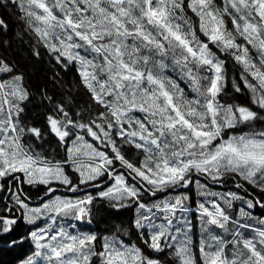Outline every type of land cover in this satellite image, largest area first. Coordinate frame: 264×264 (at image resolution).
<instances>
[{
  "label": "snow or ice",
  "instance_id": "obj_1",
  "mask_svg": "<svg viewBox=\"0 0 264 264\" xmlns=\"http://www.w3.org/2000/svg\"><path fill=\"white\" fill-rule=\"evenodd\" d=\"M0 9V49L15 44L23 61L47 65L34 90L35 70L0 54V250L29 243L18 264H264V216L254 215L264 211V0ZM29 106L42 126L25 121ZM229 183L235 191L213 190ZM24 185L43 186L38 203ZM98 202L132 217L103 233L69 231L91 224Z\"/></svg>",
  "mask_w": 264,
  "mask_h": 264
},
{
  "label": "trees",
  "instance_id": "obj_2",
  "mask_svg": "<svg viewBox=\"0 0 264 264\" xmlns=\"http://www.w3.org/2000/svg\"><path fill=\"white\" fill-rule=\"evenodd\" d=\"M216 3L219 5L222 3V0H216ZM2 12H3V10L0 9V13H2ZM189 15H193V14L191 12H189ZM9 19H10V26L15 27L16 25L11 23V18H9ZM201 39H204V37L201 36ZM15 48H16V45L14 44L13 49H10V50L0 49V54H6L9 56L10 59H16V60L21 61L22 66L24 67L25 70H28V69L35 70V75L31 77L30 83L32 84V87L34 90L37 89L40 84L46 82L45 71L47 69V65L44 62H33L31 60L23 61L21 59V57L16 54ZM229 69H230V72L233 70L231 61H229ZM235 71L238 75L239 69H235ZM50 74L51 73L48 72V75H50ZM168 74L173 75V76L175 75L170 70H169ZM60 75L65 82H71L74 79H76V73H75L74 69H70L68 72H64L61 70ZM181 87H184V85L181 84ZM229 94L232 98L235 99V101L237 103H241V104L247 103V97L233 93L230 85H229ZM229 102H231V100H229ZM39 111H40V109H38L34 106H29V108L26 110L25 121L27 123L32 124V125L37 126V127L42 126L43 118L37 115V113ZM54 147H55L54 141L51 143V145L50 144L44 145L45 149H51ZM61 153H62V150H61ZM126 154L128 155L129 158H132L135 155V151L134 150L126 151ZM39 187H43V186H39ZM229 189H231L233 191L236 190L231 183H229L228 185H226L223 188L218 187V186H213V190H215V191H228ZM194 190H195V188L190 190L188 193L192 197V200L190 201V207H191L192 211H190L188 213V216L190 217V219L192 221V226L196 227V224H197L196 201L200 200L201 198L197 195L196 190L195 191ZM90 191H92V189ZM254 215L258 216V217L264 216V211L257 208L254 210ZM131 217H132V210L131 209H124V210H121L119 213H117L113 209L108 208L106 203L98 202L94 206V209H93L92 223L91 224L77 223L76 225H80L81 227H83V224H85V228L89 229L90 232L103 233L106 231V229L109 227V225L113 221H119V220L127 221ZM74 223H76V222L74 221ZM28 230H29V228L24 226L21 223V225L19 226L17 231L19 234L22 235V234H25ZM195 246H194V249H195ZM30 250H31V246L29 243H25L24 245L19 246V247L14 248V249H11V250H6V251L0 250V264H18L19 260L23 259L30 252Z\"/></svg>",
  "mask_w": 264,
  "mask_h": 264
},
{
  "label": "flooded vegetation",
  "instance_id": "obj_3",
  "mask_svg": "<svg viewBox=\"0 0 264 264\" xmlns=\"http://www.w3.org/2000/svg\"><path fill=\"white\" fill-rule=\"evenodd\" d=\"M24 190L29 193V195L32 198L33 204H36L39 202V198L43 196L44 194V188L39 187V191H37L35 188H32L31 186L24 185ZM55 195H66L70 196L72 198H77L83 195V192H77V193H71L67 192L64 188H60L58 192L55 193Z\"/></svg>",
  "mask_w": 264,
  "mask_h": 264
},
{
  "label": "rangeland",
  "instance_id": "obj_4",
  "mask_svg": "<svg viewBox=\"0 0 264 264\" xmlns=\"http://www.w3.org/2000/svg\"><path fill=\"white\" fill-rule=\"evenodd\" d=\"M69 198H72V197H69ZM70 223H74V222H70ZM69 231L73 232L74 234H75L76 231H79V232H90L89 229L85 228V224H83V227H81L80 225H76L75 229H71L70 228ZM199 238H200V228H199V225L197 223L196 227L192 226V231H191V239H192V242H193V246L198 245ZM161 259L166 260L167 257L166 256H161Z\"/></svg>",
  "mask_w": 264,
  "mask_h": 264
},
{
  "label": "water",
  "instance_id": "obj_5",
  "mask_svg": "<svg viewBox=\"0 0 264 264\" xmlns=\"http://www.w3.org/2000/svg\"><path fill=\"white\" fill-rule=\"evenodd\" d=\"M89 190V189H88Z\"/></svg>",
  "mask_w": 264,
  "mask_h": 264
}]
</instances>
